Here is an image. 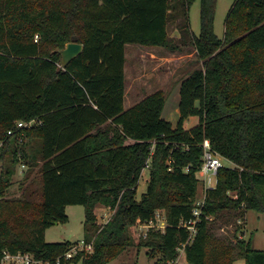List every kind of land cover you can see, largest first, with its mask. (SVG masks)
I'll return each mask as SVG.
<instances>
[{
  "label": "trees",
  "instance_id": "1",
  "mask_svg": "<svg viewBox=\"0 0 264 264\" xmlns=\"http://www.w3.org/2000/svg\"><path fill=\"white\" fill-rule=\"evenodd\" d=\"M171 1L0 0V264L5 252L48 264H110L132 247L160 254L159 264H180L181 250L190 264H264L252 237L233 244L214 231L225 212L264 213V0H235L223 38L217 0H201L199 36L190 22L196 0H179L182 45L202 66L180 84L176 125L163 116L164 90L125 107L127 46L183 49L168 32ZM75 35L84 51L63 68L58 50ZM192 116L199 123L187 129ZM206 139L235 167L220 169L206 191L192 237L184 224L194 218ZM22 159L42 161L39 203L6 196ZM98 204L113 211L104 225ZM72 205L85 207L83 242L93 250L67 257L79 242L49 243L46 231L66 223ZM158 210L166 211L165 231L151 227L137 241V227Z\"/></svg>",
  "mask_w": 264,
  "mask_h": 264
},
{
  "label": "rangeland",
  "instance_id": "2",
  "mask_svg": "<svg viewBox=\"0 0 264 264\" xmlns=\"http://www.w3.org/2000/svg\"><path fill=\"white\" fill-rule=\"evenodd\" d=\"M172 11L168 24V32L175 43L183 46L182 50L172 52L166 48H150L140 45H130L127 47V70H126V89L127 105L130 108L141 101L146 95L157 90L166 92V113L165 116L171 118L174 123L179 118L178 102L180 99V84L191 74V72L202 66V61L192 46L182 45L181 37L184 35L183 17L181 14L182 5L179 0H173ZM235 3V0H217L215 31L220 38L225 36L226 20ZM201 0H196L191 8L190 22L192 31L199 36L201 33ZM187 35V33H186ZM38 37V36H37ZM165 117V118H166ZM190 122H186V128H190ZM36 150V147H35ZM34 152V150H33ZM227 167H235L232 162L223 159ZM25 164V166H24ZM42 161H37L32 166L26 163L25 159L20 161L15 169L12 186L7 191V198L32 199L35 202L41 201L42 196ZM5 167L0 162V172ZM200 179V173H197ZM150 179L149 166L142 173L138 187L137 198L141 199L146 192ZM197 200L204 197L203 183L199 180ZM231 195H234L233 193ZM68 221L66 223L54 225L46 231V241L49 243L58 242H79L73 254L85 248L83 239L85 236V207L83 205H72L67 207ZM158 217L154 221V227L165 231L167 227V217L165 210H158ZM113 211L101 204H98L96 215L98 224L104 225L111 218ZM243 213V212H242ZM241 212H225L223 219L218 218L214 222V231L220 238H224L236 244L240 240L253 238V246L256 249L264 250V213L249 211L242 215ZM138 237L146 234L149 230L146 226H138ZM146 248L138 249L132 247L123 253L110 264H159L160 254L153 258ZM7 262V261H6ZM180 264H190L181 250L179 258ZM245 260L238 258L234 264H244ZM82 264V263H79Z\"/></svg>",
  "mask_w": 264,
  "mask_h": 264
},
{
  "label": "built area",
  "instance_id": "3",
  "mask_svg": "<svg viewBox=\"0 0 264 264\" xmlns=\"http://www.w3.org/2000/svg\"><path fill=\"white\" fill-rule=\"evenodd\" d=\"M35 123H36V120H32L29 122L20 121L17 123V129L19 130V129H24L26 127H31ZM14 133H15L14 130H10L8 131V136L13 135ZM3 143H4L3 141H0V154H1V147ZM203 149H204V154L202 157V165L198 173H200L199 180H201V182L203 183L204 197L202 200L200 199L196 201V208L194 209V212H193L194 218L190 222H187L184 224L191 231L192 237L197 232L196 224L200 220V216L202 214V209H203V206L205 204V199H206V191L210 188H215L217 186L219 170L224 167H227L223 163L224 158L212 148V145L209 139H206L204 141ZM156 217H158V214H156ZM139 226L141 227L146 226L147 228L150 229L151 227H154V222H151L150 224H140ZM147 233L144 234V236H147ZM75 249L76 248L68 252L67 257H72L74 255L73 251ZM83 249L92 251L93 244L85 245V248L83 247ZM2 264H48V263L37 260L32 254H29V253L20 252L18 254L13 255L11 253L5 252Z\"/></svg>",
  "mask_w": 264,
  "mask_h": 264
},
{
  "label": "water",
  "instance_id": "4",
  "mask_svg": "<svg viewBox=\"0 0 264 264\" xmlns=\"http://www.w3.org/2000/svg\"><path fill=\"white\" fill-rule=\"evenodd\" d=\"M84 51V45L78 41V36L73 37V41L68 43L65 48L59 49L61 55L60 66L66 68L70 62Z\"/></svg>",
  "mask_w": 264,
  "mask_h": 264
},
{
  "label": "crops",
  "instance_id": "5",
  "mask_svg": "<svg viewBox=\"0 0 264 264\" xmlns=\"http://www.w3.org/2000/svg\"><path fill=\"white\" fill-rule=\"evenodd\" d=\"M130 45H128L127 47H129ZM127 64V63H126ZM126 70H127V66H126ZM126 92H127V89H126ZM179 93H180V90H179ZM179 102H180V99H179ZM178 102V103H179ZM125 104L127 105V93H126V100H125ZM179 105V104H178ZM132 106V105H131ZM166 108H167V104L165 105V107H164V111H163V116H164V118L166 117L165 116V113H166ZM178 109H179V106H178ZM179 117H180V112H179ZM166 119L167 120H169V121H171L174 125H176L177 123H178V120H179V118H178V120H177V122L176 123H174V121L171 119V118H169L168 116L166 117ZM188 122H190V128H192V127H194V126H196L198 123H199V118L198 117H196V116H192V117H190L189 119H188ZM148 187V186H147ZM98 207V206H97ZM97 207H96V209H97ZM68 209V208H67ZM113 214V213H112ZM112 216V215H111ZM110 219V218H109ZM109 221V220H108ZM108 221H106V222H108ZM245 264V263H244Z\"/></svg>",
  "mask_w": 264,
  "mask_h": 264
}]
</instances>
